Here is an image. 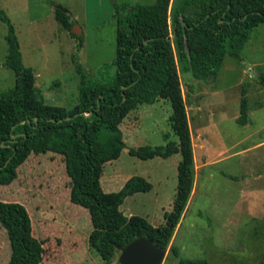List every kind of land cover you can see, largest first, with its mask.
Wrapping results in <instances>:
<instances>
[{
    "label": "rangeland",
    "instance_id": "rangeland-1",
    "mask_svg": "<svg viewBox=\"0 0 264 264\" xmlns=\"http://www.w3.org/2000/svg\"><path fill=\"white\" fill-rule=\"evenodd\" d=\"M0 0L19 39L24 65L36 76L45 102L73 109L79 102L78 86L112 63L117 50V11L126 14L136 5L156 0ZM55 5L65 8L82 31L77 36L54 17ZM8 27L0 21V93L15 87L16 77L5 66ZM81 37V38H79ZM82 43V45H81ZM264 25L256 28L238 61L227 56L212 83L180 73L192 134L195 170L209 163L213 178L203 183L175 242L179 257L167 249L164 264L208 261L209 264H264ZM247 91L248 124L237 123L243 91ZM169 101L140 105L120 126L127 148L119 159L104 166L101 177L106 193L120 191L133 176L149 181L153 190L126 199L125 216H140L159 227L171 211L178 185L181 156L143 161L129 154L142 146L177 142ZM207 171V169H205ZM246 181L230 183L223 176ZM253 173V174H252ZM242 174V173H241ZM255 177V178H253ZM248 178V179H247ZM247 179V180H246ZM70 178L63 156L32 154L18 169L17 179L0 185V202L26 207L33 235L44 242L42 264H104L89 244L93 231L90 213L71 202ZM171 245V244H170ZM116 254L111 264H120ZM11 245L0 225V264H8Z\"/></svg>",
    "mask_w": 264,
    "mask_h": 264
},
{
    "label": "trees",
    "instance_id": "trees-1",
    "mask_svg": "<svg viewBox=\"0 0 264 264\" xmlns=\"http://www.w3.org/2000/svg\"><path fill=\"white\" fill-rule=\"evenodd\" d=\"M116 18L115 60L81 81L79 102L68 109L45 102L34 71L24 65L11 19L0 4V21L8 27L5 66L16 77L15 87L0 93V185L12 184L32 154L63 156L71 202L90 213L89 244L104 264L112 263L120 253L118 247L125 249L140 238H148L163 251L169 248L195 185L194 148L180 73H192L210 84L227 56L241 61L253 31L264 25V0H156L153 5L133 6L126 14L117 11ZM55 19L68 31L76 24L56 8ZM260 81L264 86V74ZM160 99L171 104V128L178 141L129 149L131 156L143 161L181 156L172 210L165 214V223L155 227L121 211L128 197L153 189L149 181L133 176L120 191L106 193L101 177L105 164L119 159L127 148L120 128L124 120L140 105H153ZM248 114L244 90L237 123L247 125ZM0 225L11 245L8 264L43 263L44 242L34 237L25 206L0 202ZM170 251L179 257L175 247Z\"/></svg>",
    "mask_w": 264,
    "mask_h": 264
},
{
    "label": "water",
    "instance_id": "water-1",
    "mask_svg": "<svg viewBox=\"0 0 264 264\" xmlns=\"http://www.w3.org/2000/svg\"><path fill=\"white\" fill-rule=\"evenodd\" d=\"M55 8L68 14L70 13L60 5H55ZM72 32L77 36L82 35V31L78 28H72ZM176 36H172L174 40ZM120 254V264H164L167 252L159 249L148 238H140L132 242L125 249L118 247Z\"/></svg>",
    "mask_w": 264,
    "mask_h": 264
},
{
    "label": "crops",
    "instance_id": "crops-1",
    "mask_svg": "<svg viewBox=\"0 0 264 264\" xmlns=\"http://www.w3.org/2000/svg\"><path fill=\"white\" fill-rule=\"evenodd\" d=\"M54 17H55V14H54ZM56 20V19H55ZM105 65V64H104ZM103 65V66H104ZM102 66V67H103ZM101 67V68H102ZM92 75H89V77H91ZM246 126V125H245ZM194 157H195V162H196V156L194 155ZM169 159V158H168ZM178 162H176V165L178 166ZM209 163H204V164H202L201 166H200V169H201V172H202V174L204 173V175L202 176L203 177V183H205L206 181H210L214 176H213V172H212V170L211 169H209ZM205 169H207V171H205ZM201 172H198L197 170H195V185H194V190H193V192H192V195H191V198H190V201H189V204H188V207H187V209H186V211H185V213H184V215H183V217H182V219H181V221H180V223H179V225H178V227H177V229H176V232H175V235H174V237H173V239H172V242H171V245H170V249H171V247H175V242H176V239H177V236H178V234H179V231L181 230V227H182V225H183V223H184V221H185V219H186V216L188 215V213H189V205H190V203H191V200L193 199V197L197 194V192H199L200 190H199V186H198V177H199V174L201 173ZM240 173V174H239ZM242 173V174H241ZM197 174H198V177H197ZM237 174H239L238 175V178H236V177H228V176H223V178H225L227 181H229L230 183H238V182H243V183H245L246 181H244L243 179H242V175L243 174H245V175H249V174H251V173H244V172H238ZM253 174V173H252ZM256 177H258V178H261V179H263L264 180V173H261V174H259L258 176H256ZM253 178H255V177H253ZM248 179V178H247ZM246 179V180H247ZM153 188H154V186H153ZM153 190V189H152ZM171 210H172V208H171Z\"/></svg>",
    "mask_w": 264,
    "mask_h": 264
}]
</instances>
